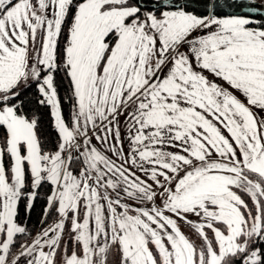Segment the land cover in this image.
<instances>
[{"label":"snow or ice","instance_id":"obj_1","mask_svg":"<svg viewBox=\"0 0 264 264\" xmlns=\"http://www.w3.org/2000/svg\"><path fill=\"white\" fill-rule=\"evenodd\" d=\"M0 264H264V0H0Z\"/></svg>","mask_w":264,"mask_h":264},{"label":"trees","instance_id":"obj_2","mask_svg":"<svg viewBox=\"0 0 264 264\" xmlns=\"http://www.w3.org/2000/svg\"><path fill=\"white\" fill-rule=\"evenodd\" d=\"M36 217L34 216V219H35Z\"/></svg>","mask_w":264,"mask_h":264}]
</instances>
